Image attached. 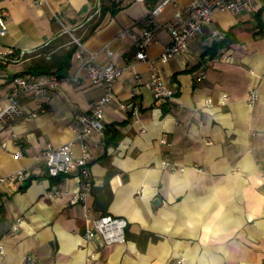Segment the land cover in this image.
<instances>
[{"label":"crops","instance_id":"crops-1","mask_svg":"<svg viewBox=\"0 0 264 264\" xmlns=\"http://www.w3.org/2000/svg\"><path fill=\"white\" fill-rule=\"evenodd\" d=\"M151 1L101 0L97 11L95 0H0L7 22L0 36L2 96L14 75H33L26 69L65 32L64 46L84 35L83 47L99 50L97 65L124 67L114 93L138 106L131 115L115 101L107 104V133L87 137L88 213L127 220L123 242L101 245L84 237V212L70 202L84 177L78 168L49 176L41 152L73 139L77 114L92 108L103 86L65 82L52 92L18 96L23 115L0 131V176L20 168L29 175L0 183V264H33L29 256L36 264H87L89 254L94 264H264V0L217 11L183 53L160 65L177 90L166 102L156 101L147 85L146 64L129 60L135 36L149 23L156 41L147 51L158 55L171 40L165 23L190 0H175L149 22ZM73 67L71 57L67 72ZM252 86L258 98L249 105ZM221 92L228 94L224 105L217 102ZM73 153L80 155L78 142ZM165 158L182 168L163 167ZM52 189L59 194L49 196Z\"/></svg>","mask_w":264,"mask_h":264},{"label":"built area","instance_id":"built-area-1","mask_svg":"<svg viewBox=\"0 0 264 264\" xmlns=\"http://www.w3.org/2000/svg\"><path fill=\"white\" fill-rule=\"evenodd\" d=\"M34 4H45L47 0H30ZM255 0H190L185 6L179 7L174 19L165 23V27L170 33L171 40L163 50L156 56H150L147 48L155 42L153 28L149 24L145 25L139 34L135 36V53L129 63H145L149 73L147 85L152 91L156 101L166 102L170 100L177 92L176 88L171 86L165 80L160 65L165 64L171 57L183 53L188 48V40L194 38L203 32V28L210 24L214 14L219 10L237 12L251 5ZM175 2V0H153L148 2L146 18L152 20L153 16L159 14L164 8ZM95 8L98 11L101 6V0H95ZM6 9L0 5V36L7 31ZM67 32L71 30L65 29ZM125 30H122L118 36H122ZM72 34V33H71ZM212 35L222 37L224 33L219 29H213ZM72 42L76 44V49L72 53L74 67L65 75L55 73H43L35 75H14L11 79L10 92L6 96L0 94V131L4 128H10L24 113L18 96L22 94H41L52 92L61 88L65 82L80 83L84 80L92 84H101L102 93L95 100L92 108L88 112L77 114V120L80 126H74V137L58 146L47 144L41 157L46 161L47 173L49 176L67 175L71 170L78 168L79 173L84 177L80 188H77L72 195L71 203H80L85 216L84 237L87 239L98 238L101 245L115 242H123L125 239V227L127 220L121 216L103 214L98 217H91L88 213L89 206L86 201L87 193L91 186V178L88 167L90 157L87 137L94 131L101 132L105 128L104 108L107 104L115 101L118 107L134 115L138 112V106L133 98L120 101L116 98L113 85L116 79L121 75L124 67L111 61L104 65H97L95 58L99 50H88L83 47L79 37L72 35ZM108 55L112 50L107 44L102 48ZM23 52H21L22 54ZM0 59H5L0 50ZM133 95V94H132ZM133 97V96H132ZM258 98V92L252 86L247 94V102L253 104ZM228 101V94L221 92L218 104L224 105ZM207 105H213V99H205ZM43 110V108H42ZM36 115V112L30 113V116ZM29 117V116H28ZM78 142L80 145V155L74 156L73 146ZM5 143L0 139V146ZM18 155V154H17ZM37 158V157H36ZM163 167L170 170L181 169L182 166L175 161L163 159ZM26 168H20L5 175L0 176V183H5L13 178L24 180L28 178ZM59 190L52 189L48 192L49 196L55 197ZM3 252V246L0 244V253ZM28 259L36 264L34 257ZM95 254H89L87 264H94Z\"/></svg>","mask_w":264,"mask_h":264},{"label":"trees","instance_id":"trees-1","mask_svg":"<svg viewBox=\"0 0 264 264\" xmlns=\"http://www.w3.org/2000/svg\"><path fill=\"white\" fill-rule=\"evenodd\" d=\"M94 29L92 26L87 34H89ZM68 36L67 33L63 32L61 36L55 37L52 39L48 45H46L42 50V56L36 60H34L29 67L26 69L25 72H29L33 75L35 74H49L55 73L57 75H65L67 73V69L70 66V59L72 53L76 49V44L72 41L69 42L68 47L64 46L61 37ZM84 35H81L79 38L82 41L84 39ZM68 40H71L70 38ZM61 46V52L53 53L49 52L51 49L54 50L55 48ZM46 55H50L49 58H46ZM104 133H107V128L104 129ZM61 176V175H58ZM56 177V176H55Z\"/></svg>","mask_w":264,"mask_h":264}]
</instances>
